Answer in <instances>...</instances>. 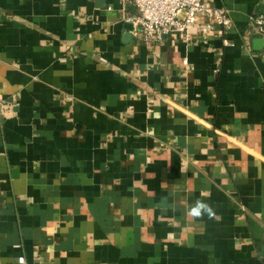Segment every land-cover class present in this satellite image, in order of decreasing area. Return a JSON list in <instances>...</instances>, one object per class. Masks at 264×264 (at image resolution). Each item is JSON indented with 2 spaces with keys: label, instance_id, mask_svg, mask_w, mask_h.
<instances>
[{
  "label": "crops",
  "instance_id": "crops-1",
  "mask_svg": "<svg viewBox=\"0 0 264 264\" xmlns=\"http://www.w3.org/2000/svg\"><path fill=\"white\" fill-rule=\"evenodd\" d=\"M207 1L230 32L148 47L121 0H0V264H264V0Z\"/></svg>",
  "mask_w": 264,
  "mask_h": 264
},
{
  "label": "built area",
  "instance_id": "built-area-1",
  "mask_svg": "<svg viewBox=\"0 0 264 264\" xmlns=\"http://www.w3.org/2000/svg\"><path fill=\"white\" fill-rule=\"evenodd\" d=\"M126 7L124 21L133 27L132 34L145 45L152 47L164 37L176 35L187 42L190 30L198 27L201 32H230L233 22L228 9L211 4L207 0H121ZM250 31L264 39V15L250 19ZM229 45V40H223Z\"/></svg>",
  "mask_w": 264,
  "mask_h": 264
},
{
  "label": "clouds",
  "instance_id": "clouds-1",
  "mask_svg": "<svg viewBox=\"0 0 264 264\" xmlns=\"http://www.w3.org/2000/svg\"><path fill=\"white\" fill-rule=\"evenodd\" d=\"M207 215L209 218L215 215L211 206L201 200H197L189 210V215L194 218H201L204 215Z\"/></svg>",
  "mask_w": 264,
  "mask_h": 264
},
{
  "label": "water",
  "instance_id": "water-1",
  "mask_svg": "<svg viewBox=\"0 0 264 264\" xmlns=\"http://www.w3.org/2000/svg\"><path fill=\"white\" fill-rule=\"evenodd\" d=\"M132 29H133L132 25L130 23H126V25H125L126 36L125 37L129 38L132 36V34H131ZM253 43H254L255 47L260 48L262 45H264V39L256 38L253 40Z\"/></svg>",
  "mask_w": 264,
  "mask_h": 264
}]
</instances>
